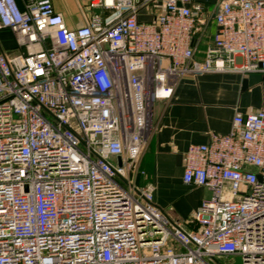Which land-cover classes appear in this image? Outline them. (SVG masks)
<instances>
[{
  "label": "built area",
  "instance_id": "1",
  "mask_svg": "<svg viewBox=\"0 0 264 264\" xmlns=\"http://www.w3.org/2000/svg\"><path fill=\"white\" fill-rule=\"evenodd\" d=\"M216 1L89 0L71 30L52 0H0V264H264V111L185 151L210 192L188 220L134 181L182 78L264 75V0Z\"/></svg>",
  "mask_w": 264,
  "mask_h": 264
},
{
  "label": "crops",
  "instance_id": "2",
  "mask_svg": "<svg viewBox=\"0 0 264 264\" xmlns=\"http://www.w3.org/2000/svg\"><path fill=\"white\" fill-rule=\"evenodd\" d=\"M195 1L205 6L211 15L216 12V0ZM52 3L71 30L85 26L92 16V12L87 9L89 0H52ZM141 19L151 18L143 15ZM216 32L217 28L211 21L197 41L198 60L203 59L204 51ZM0 33L10 35L15 44L9 31L0 30ZM261 110L264 111L262 74L243 77L235 73H223L182 78L172 97L156 105L155 131L134 178L136 185L151 183L155 188V204L175 221L188 220L202 200L210 197V192L183 183L182 158L185 151L190 145L208 143L212 134L229 133L237 113L248 114Z\"/></svg>",
  "mask_w": 264,
  "mask_h": 264
},
{
  "label": "rangeland",
  "instance_id": "3",
  "mask_svg": "<svg viewBox=\"0 0 264 264\" xmlns=\"http://www.w3.org/2000/svg\"><path fill=\"white\" fill-rule=\"evenodd\" d=\"M15 44H13L12 38L8 34H1L0 33V51H2L4 54L8 56H13L16 54L17 50L14 49ZM14 46V47H13ZM144 155V154H143ZM143 157V156H142ZM155 195V192H154ZM160 195L165 198L164 194L160 192Z\"/></svg>",
  "mask_w": 264,
  "mask_h": 264
},
{
  "label": "water",
  "instance_id": "4",
  "mask_svg": "<svg viewBox=\"0 0 264 264\" xmlns=\"http://www.w3.org/2000/svg\"><path fill=\"white\" fill-rule=\"evenodd\" d=\"M94 13L96 14V15H99L100 14V10H95L94 11ZM237 264H241V260L240 259H237Z\"/></svg>",
  "mask_w": 264,
  "mask_h": 264
}]
</instances>
